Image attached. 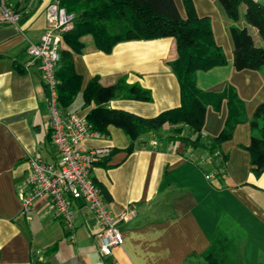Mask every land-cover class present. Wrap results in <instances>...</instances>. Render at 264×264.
Segmentation results:
<instances>
[{
  "label": "crops",
  "instance_id": "1",
  "mask_svg": "<svg viewBox=\"0 0 264 264\" xmlns=\"http://www.w3.org/2000/svg\"><path fill=\"white\" fill-rule=\"evenodd\" d=\"M49 1L5 0L19 18L11 25L0 24V264H205L198 254L217 228L236 235L231 258L239 264L260 261L264 256V169L253 174L244 146L250 136L248 119L264 101V72L262 67L234 69L231 65L229 20L217 0L191 1L198 16L209 17L213 39L226 61L195 69L192 77L198 89L211 95L222 91L227 98L237 95L241 119L233 125L231 136L214 153L208 150L207 138L219 132L230 110L223 97L205 104L201 146L186 147L168 123L134 141L113 124L83 139L78 144L81 150L101 149L89 175L107 210L110 214L131 211L128 220L117 223L122 241L108 255L98 252L97 220L80 199L70 201L72 241L52 216L45 195L32 200L28 218L19 213L17 189L27 171L26 158L57 159L49 139L46 90L35 62L25 52L46 25L44 7ZM173 2L182 17L180 0ZM90 37L81 36V50L71 52L80 84L72 103L62 111L84 115L87 107H81L80 91L92 76L104 86L123 77L126 83L150 92L151 100L146 102L114 96L104 103L109 108L147 118L179 104L178 81L169 65L176 55L171 36L121 40L106 52L95 48ZM60 48H66L61 37ZM41 229L46 239L38 235Z\"/></svg>",
  "mask_w": 264,
  "mask_h": 264
},
{
  "label": "trees",
  "instance_id": "2",
  "mask_svg": "<svg viewBox=\"0 0 264 264\" xmlns=\"http://www.w3.org/2000/svg\"><path fill=\"white\" fill-rule=\"evenodd\" d=\"M74 14L72 25L60 33L66 46L58 51L55 65L56 94L62 110L72 103L79 90L80 75L72 67L71 52L82 48L80 39L91 35L95 48L109 51L114 43L127 39H151L171 36L176 55L169 61L175 71L179 88V104L152 116L143 117L128 111L109 108L104 103L114 96L131 100H151L150 92L138 84H128L123 77L115 83L102 85L96 76L90 77L80 91L81 107H87L84 117L93 131L103 133L108 124L120 127L131 141L141 134L156 132L163 123L173 125L172 133L186 147L201 146L200 126L208 99L215 103L225 97L228 114L219 132L207 138L208 150L215 152L218 144L230 137L233 125L241 119V105L235 93L210 94L198 89L193 70L224 64L226 56L215 43L209 17L198 16L191 0H180L183 16L173 0H57ZM229 20L228 34L232 43L230 63L234 69L262 70L264 66V4L258 0H217ZM264 81V76H262ZM250 136L244 148L248 152L253 174L264 169V101L258 103L248 119ZM130 148V144L127 149ZM236 235L217 228L208 245L198 255L205 264H239L230 252ZM183 264V263H179ZM255 264H264L263 258Z\"/></svg>",
  "mask_w": 264,
  "mask_h": 264
},
{
  "label": "built area",
  "instance_id": "3",
  "mask_svg": "<svg viewBox=\"0 0 264 264\" xmlns=\"http://www.w3.org/2000/svg\"><path fill=\"white\" fill-rule=\"evenodd\" d=\"M19 12L0 0V24H14ZM45 27L34 42L25 47L26 54L32 59L40 73L45 91L46 118L49 139L56 151V162H42L34 156L26 158L27 171L17 189L19 213L28 218L30 205L40 195L48 198L52 216L59 220L67 238L73 239V211L70 201L80 199L97 220L98 252L108 255L112 247L122 241L117 229L119 221L128 220L130 210L119 214H110L98 186L89 175L95 156L101 149L81 150L78 146L86 137L95 136L98 132L84 117L60 109L56 94L55 65L60 51V33L73 24L74 14L57 3L49 1L44 7Z\"/></svg>",
  "mask_w": 264,
  "mask_h": 264
},
{
  "label": "rangeland",
  "instance_id": "4",
  "mask_svg": "<svg viewBox=\"0 0 264 264\" xmlns=\"http://www.w3.org/2000/svg\"><path fill=\"white\" fill-rule=\"evenodd\" d=\"M258 1H260L264 4V0H258ZM262 68H263V72H264V66ZM38 235L44 237L45 239H46V236H48L46 233L43 232L42 229L38 231Z\"/></svg>",
  "mask_w": 264,
  "mask_h": 264
}]
</instances>
